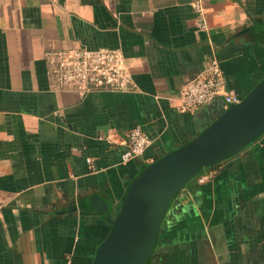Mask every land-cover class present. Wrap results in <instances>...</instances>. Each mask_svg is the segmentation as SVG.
Instances as JSON below:
<instances>
[{
	"label": "crops",
	"instance_id": "obj_1",
	"mask_svg": "<svg viewBox=\"0 0 264 264\" xmlns=\"http://www.w3.org/2000/svg\"><path fill=\"white\" fill-rule=\"evenodd\" d=\"M0 0V264H90L140 169L224 109L177 111L209 56L242 98L264 76V0ZM119 48L127 92L55 91L43 54ZM143 153L120 161L129 129ZM90 159V164L86 162ZM202 177L201 181L197 179ZM149 264H264V132L203 168L169 201Z\"/></svg>",
	"mask_w": 264,
	"mask_h": 264
},
{
	"label": "water",
	"instance_id": "obj_2",
	"mask_svg": "<svg viewBox=\"0 0 264 264\" xmlns=\"http://www.w3.org/2000/svg\"><path fill=\"white\" fill-rule=\"evenodd\" d=\"M263 132L264 76L198 134L145 164L112 217L98 197H90L92 209L109 224L90 264H145L171 198L200 170L234 155Z\"/></svg>",
	"mask_w": 264,
	"mask_h": 264
},
{
	"label": "built area",
	"instance_id": "obj_3",
	"mask_svg": "<svg viewBox=\"0 0 264 264\" xmlns=\"http://www.w3.org/2000/svg\"><path fill=\"white\" fill-rule=\"evenodd\" d=\"M190 5L196 16V27L205 30L201 0H195ZM43 58L46 75L55 91L72 90L80 94L100 91L127 92L134 86L119 48L88 49L75 46L47 50ZM216 96H221L225 108L240 100L239 96L225 90L218 60L211 55L202 70L181 85L174 108L180 112L192 113ZM148 143L149 139L139 126L131 127L127 133L125 149L120 154V161L124 163L140 156ZM86 162L90 164V159L86 158ZM197 180L201 181L202 177Z\"/></svg>",
	"mask_w": 264,
	"mask_h": 264
},
{
	"label": "trees",
	"instance_id": "obj_4",
	"mask_svg": "<svg viewBox=\"0 0 264 264\" xmlns=\"http://www.w3.org/2000/svg\"><path fill=\"white\" fill-rule=\"evenodd\" d=\"M198 173H199V172H198ZM151 256H152V253H151V255L149 256V258L147 259V261H146L145 264H149V261H150V259H151Z\"/></svg>",
	"mask_w": 264,
	"mask_h": 264
}]
</instances>
